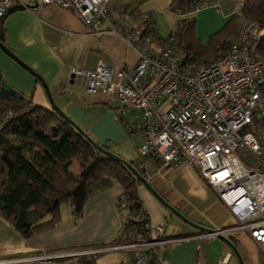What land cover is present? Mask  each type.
Masks as SVG:
<instances>
[{
    "label": "built area",
    "instance_id": "2783aa9c",
    "mask_svg": "<svg viewBox=\"0 0 264 264\" xmlns=\"http://www.w3.org/2000/svg\"><path fill=\"white\" fill-rule=\"evenodd\" d=\"M111 1L0 0V21L15 5L34 10L58 4L72 9L93 34L117 33L109 17ZM189 1L188 8L194 10L214 3ZM151 14L140 15V25L126 40L138 53L136 65L116 69L102 62L94 68L75 65L69 83L82 86L85 94H105L120 116L133 114L142 133L140 167L154 163L157 169H176L185 162L193 164L235 219L231 228L208 230L201 237L248 233L259 246L264 264V58L256 48L264 36V24L241 15L237 38L218 46L207 58L189 51L180 39L182 17L170 35L163 37L151 25ZM5 118L0 119V130ZM143 176L147 181L151 178L147 171ZM148 211L143 205L141 213L150 217ZM135 237L133 243L73 255L124 249L132 252L124 264H172L158 249L171 242L164 224H143ZM217 264H230L229 255Z\"/></svg>",
    "mask_w": 264,
    "mask_h": 264
},
{
    "label": "crops",
    "instance_id": "0c3cea01",
    "mask_svg": "<svg viewBox=\"0 0 264 264\" xmlns=\"http://www.w3.org/2000/svg\"><path fill=\"white\" fill-rule=\"evenodd\" d=\"M242 3L243 0H214L210 4L212 7L207 5L188 13L187 17L195 20L197 38L207 45L210 36L220 31L240 11ZM109 7L110 21L116 27L117 33L93 34L72 9L51 4L34 10L24 9L8 13L0 21V36L4 37L5 46L43 78L57 105L67 117L86 131L94 141L109 147L115 144V154L128 162L123 157L129 153L128 150L135 145L139 151L142 133L138 120L131 113L120 116L116 104L110 102L105 94H85L82 86L69 83L68 79L71 67L75 65L94 68L102 62L112 69L125 64L136 65L139 56L136 49L126 41L127 37L134 27L140 25V15L145 12L152 13V23L157 29L156 12L159 7L155 0H112ZM217 8L221 11H217ZM208 11L215 13L218 20L208 18L205 15ZM239 23L240 17L238 30ZM103 26L109 28L108 23ZM236 38L235 35L232 40ZM211 56L212 54L204 57ZM0 72L21 94L27 95L33 101L36 98L35 103L38 105L51 107L47 90L38 77L1 48ZM67 86L68 89H65ZM142 164L140 162V166ZM151 165L144 168L151 175L148 182L168 204L191 221L188 223L183 218L185 222L181 223L178 219L180 215L169 210L167 205V210L162 208L161 200L157 199L153 191L142 183L139 185V194L145 206L150 204L165 216L171 211V216L179 221V224L175 221L174 227L164 224L163 221L158 223L165 225L166 236L171 239V242L158 248L161 254L172 264H217L220 258L229 255L231 264L232 257L236 254L223 237H201L206 232L201 226L216 230L231 228L235 224L230 209L219 200L212 186L190 162H185L176 169L162 166L157 169V164ZM124 191V185L117 180L85 202L83 216L77 221L73 220L70 209L61 223L40 230L28 238L0 214V261L17 260L9 264H50L51 260L77 256L73 255L77 251L105 248L97 246L117 238L122 228L123 214L119 200ZM149 214L153 221L151 212ZM225 238L236 244L234 246L243 256L244 264L256 263L243 254L240 245L255 244L259 264H262L260 248L248 233L229 232ZM109 251L117 256L113 264H124L132 253L124 249H113L100 254ZM41 255L51 257L33 258ZM3 262L0 264H8ZM238 262L240 264L239 259ZM64 263L76 264V259L70 258L64 260Z\"/></svg>",
    "mask_w": 264,
    "mask_h": 264
},
{
    "label": "trees",
    "instance_id": "16d2710c",
    "mask_svg": "<svg viewBox=\"0 0 264 264\" xmlns=\"http://www.w3.org/2000/svg\"><path fill=\"white\" fill-rule=\"evenodd\" d=\"M189 5V0H172L170 7L181 15H188L191 10L196 11L188 8ZM183 15L180 39L189 51L204 57L232 41L238 34L237 23L241 15L264 24V0H243L240 11L210 36L207 45L197 38L195 20ZM256 48L264 58V36ZM5 116L0 130V214L16 230L28 238L55 226L63 202L69 204L73 220L77 221L83 216L85 202L118 180L125 189L119 200L123 225L117 238L101 247L136 241L135 236L142 232V225L151 219L141 213L144 204L138 187L142 180L134 176L128 164L115 157L109 146L94 141L79 129L63 111L38 105L24 94L10 95L0 83V119ZM75 162L79 163L78 171L72 169ZM128 163L144 174L142 167ZM99 254L62 259H76V264H96Z\"/></svg>",
    "mask_w": 264,
    "mask_h": 264
},
{
    "label": "rangeland",
    "instance_id": "374dc122",
    "mask_svg": "<svg viewBox=\"0 0 264 264\" xmlns=\"http://www.w3.org/2000/svg\"><path fill=\"white\" fill-rule=\"evenodd\" d=\"M171 1L170 0H155V4L159 7L157 12H156L157 13L156 17L158 19V22L156 24L157 25L156 30L163 37H167L168 35H170L172 30L174 29V25H176V23L178 22V19L181 18V17H179V15H181V14H179L177 11H174L171 9V7H170ZM208 7H212V6L209 5ZM216 10L219 12L221 11L219 8H217ZM205 15L210 19L212 18V19L218 20V16H216V14L213 13L212 11L205 12ZM183 16L185 17L187 15H183ZM221 22H222V20H220V23ZM53 100L55 102V105H57V102H56L54 97H53ZM34 102H37L36 98L34 99ZM50 104H51V101H50ZM50 106H52V105H50ZM59 109H61V108L59 107ZM110 148H111L110 150L115 153V144L111 145ZM128 152L129 153L123 157H126L129 160V162H134L135 166L140 167V162H142V157H141L140 151H138L137 147L134 145V147H131L130 150H128ZM72 166H73L72 169L74 171L80 170V166H79L78 162H75V164ZM160 202H161L160 204H161L162 208L166 209V207H165L166 204L163 203L162 201H160ZM146 206L150 210L149 212H151V215H152V218L154 221V222L152 221L153 224H158V223H161V221H163L164 224L169 225L170 227H174L176 218L171 216V214H170L171 211L169 212V214L167 216H165L163 213L159 212L160 210H158L154 206H151L150 204H148ZM169 210H171V209L169 208ZM68 212H70L69 204L66 202L61 203L60 215H59L60 219H59L58 223H61L64 216L67 217ZM182 215H183V217H186L184 214H182ZM180 217L178 219L181 221V223H184L185 221L183 220L182 217L181 218ZM176 223L179 224V221H176ZM201 227L205 228L207 230H214V229L203 227V226H201ZM178 228L180 229V226ZM232 243L234 245H236L234 242H232ZM246 245L247 246L240 245L242 247L243 254H245L246 257L252 258V261L254 263L259 264L260 259L258 257L259 255H258L257 246L255 244L253 245L252 243H250V244L248 243ZM97 247H101V246H97ZM249 255H251L252 257H250ZM116 258H117L116 254L112 251H109L105 254L98 255L97 261H99L98 264H113V262ZM242 258H243V256H242ZM67 260H69V258H67ZM49 263L50 264H65L63 259L58 260V261L57 260H54V261L51 260ZM231 264H239L236 256L232 257Z\"/></svg>",
    "mask_w": 264,
    "mask_h": 264
},
{
    "label": "water",
    "instance_id": "95a60500",
    "mask_svg": "<svg viewBox=\"0 0 264 264\" xmlns=\"http://www.w3.org/2000/svg\"><path fill=\"white\" fill-rule=\"evenodd\" d=\"M9 13L11 12H15L17 10H24L26 8H24V6L22 5H15L11 8H9ZM3 36H0V48L3 49L11 58H13L14 60H16L21 66H23L26 70H29L30 72H32L35 76L38 77L39 81H41L44 85V87L46 88L47 92L48 93V96L50 98V101H51V105L53 108H55L56 110H60L59 107L57 105H55V102L53 100V96L52 94L50 93V90H49V86L46 84L45 81H43V78L37 74L36 72H34L33 69H31V67L26 63L24 62L21 58H19V56H17V54L15 52H13L9 47L5 46L6 44L4 43L3 41ZM0 78H1V87L4 91L8 92L10 95H15V96H22L21 92H19L15 87H13L10 83H8V81L6 80L5 77H2V74L0 72ZM72 122H74L72 120ZM75 123V122H74ZM80 129V128H79ZM83 131V129H82ZM115 157H118L119 159H121L125 164H128L129 167L132 168L133 172L135 173L134 176L140 178L142 181V183L147 186V188H150L153 193L156 195L157 199L158 200H161L163 203H165L170 209L171 211L175 212L176 214L180 215L182 218H184L185 220H187L189 223H191V221L189 219H187L186 217H183V215L177 210L175 209L173 206H171L170 204H168L166 202V200L161 196V194L146 180V178L142 175L141 171L138 170L137 168L133 167L130 163L127 162V160L121 158L120 156H117L115 154H113ZM145 169L142 168V172H144ZM193 224V223H192ZM202 229H205V228H202ZM206 231H208L206 229ZM225 239V241H227V243L229 244V246H231L237 256V258L239 259L240 261V264H244V260L243 258H241V254L240 252L238 251L237 247L234 246V244L227 238L223 237Z\"/></svg>",
    "mask_w": 264,
    "mask_h": 264
}]
</instances>
